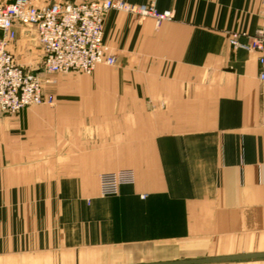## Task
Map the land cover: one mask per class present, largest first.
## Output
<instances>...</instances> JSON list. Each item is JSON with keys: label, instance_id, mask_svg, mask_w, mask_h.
Instances as JSON below:
<instances>
[{"label": "crops", "instance_id": "0c3cea01", "mask_svg": "<svg viewBox=\"0 0 264 264\" xmlns=\"http://www.w3.org/2000/svg\"><path fill=\"white\" fill-rule=\"evenodd\" d=\"M156 6L173 18L106 15L116 63L89 82L49 85L54 105L0 111V264L264 252V82L259 53L230 41L249 44L264 27V0ZM7 48L42 63L19 26ZM128 168L134 182L102 196L99 175Z\"/></svg>", "mask_w": 264, "mask_h": 264}, {"label": "built area", "instance_id": "2783aa9c", "mask_svg": "<svg viewBox=\"0 0 264 264\" xmlns=\"http://www.w3.org/2000/svg\"><path fill=\"white\" fill-rule=\"evenodd\" d=\"M110 10L128 11L141 17L151 16L157 24L173 18L171 10L160 11L153 0L149 4H132L125 0H90L38 4L36 0H15L0 4V111L17 113L24 107L44 102L40 79L32 71L15 62L7 51L8 42L17 37L16 27L27 26L32 40L42 45L44 69L48 72L74 70L92 73L99 65H114L116 56L104 43V17ZM240 34H231L234 46L259 53V79L264 82V27L249 44L239 41ZM52 102V98L47 99ZM132 170L106 173L100 178V193L114 195L122 184L133 183Z\"/></svg>", "mask_w": 264, "mask_h": 264}, {"label": "rangeland", "instance_id": "374dc122", "mask_svg": "<svg viewBox=\"0 0 264 264\" xmlns=\"http://www.w3.org/2000/svg\"><path fill=\"white\" fill-rule=\"evenodd\" d=\"M15 0H0V4H10V3H13ZM58 1H62V2H71V3H75L76 1H71V0H53L51 2H46V3H41L39 2V0H36V2L38 4H50V3H55V2H58ZM84 1H90V0H84ZM126 1V0H125ZM153 0H149L148 3H145V4H149L151 3ZM155 1V6H156V2L157 0H154ZM80 2H83V1H80ZM127 2V1H126ZM130 3V2H129ZM134 4V3H132ZM157 8V6H156ZM112 11V10H110ZM109 11V12H110ZM125 11V10H124ZM172 11V10H171ZM107 12L106 15L109 13ZM125 12H128V11H125ZM173 12V11H172ZM132 13V12H131ZM106 15L104 17V25H105V18H106ZM137 15V14H136ZM139 16V15H138ZM174 16V14H173ZM141 17V16H139ZM144 17H151V16H144ZM143 18V17H141ZM153 18V17H152ZM155 20V19H154ZM167 21V20H165ZM163 21V22H165ZM156 22V20H155ZM163 22H161L160 24H157L158 26L161 25ZM19 27H21V30L23 31V35H24V38L30 43L31 47H32V44L33 45H40L41 46V49L43 51V47L41 44H39L38 42H35L34 43V40H32V31H29L28 28H26L27 26H23V25H18ZM17 26V27H18ZM17 27L15 28L16 31H17ZM3 33V32H2ZM16 39V38H15ZM14 39V40H15ZM14 40L10 41V42H13ZM103 40H104V36H103ZM9 43V42H8ZM7 43V45H8ZM105 43V41H104ZM106 44V43H105ZM7 45H6V49L8 52H10L13 57L15 58V62L17 64H19L20 66L24 67L25 70H29V71H32L33 74L37 75V77H39L40 79V84H41V88H42V94L45 96V101L40 103V104H44V103H48V104H51V105H54L55 104V98H54V93H55V90H50V88L48 87L49 85H54L55 82H89L90 80H86L84 78L88 77L90 78L91 74H85V73H82V72H77V71H74V70H71V71H68L66 73H63V72H48L44 69V58H45V55H44V51H43V54H42V63L41 64H33L32 65V53L30 54H21L18 56L19 59L23 58L22 61H18L17 58L15 57V55L8 50L7 48ZM32 50V49H31ZM59 77L61 80L59 81H55L56 78ZM91 93V92H90ZM48 98H52V102H48L47 99ZM40 104H34V105H40ZM34 105H30V106H27V107H24L23 109H21L20 111L26 109V108H29L31 106H34ZM19 111V112H20ZM1 112H4V111H1ZM5 113H10V114H15V113H11V112H5ZM124 170H132L134 172L133 169H120V170H117V171H111V172H102L100 175H99V191H100V178L103 174H106V173H118V172H121V171H124ZM134 175H135V172H134ZM123 185V184H122ZM120 188V187H119ZM101 194V193H100ZM102 195V194H101ZM115 195V194H114ZM103 196V195H102ZM107 196H110V195H107Z\"/></svg>", "mask_w": 264, "mask_h": 264}, {"label": "water", "instance_id": "95a60500", "mask_svg": "<svg viewBox=\"0 0 264 264\" xmlns=\"http://www.w3.org/2000/svg\"><path fill=\"white\" fill-rule=\"evenodd\" d=\"M263 257H264V252L241 254V255L204 257L197 259L175 260V261H167V262L138 263V264H201V263H210V262H230V261H239V260H250L256 258H263Z\"/></svg>", "mask_w": 264, "mask_h": 264}]
</instances>
